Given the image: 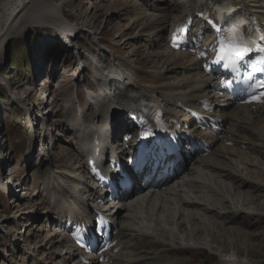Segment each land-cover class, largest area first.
I'll use <instances>...</instances> for the list:
<instances>
[{
  "label": "bare ground",
  "instance_id": "1",
  "mask_svg": "<svg viewBox=\"0 0 264 264\" xmlns=\"http://www.w3.org/2000/svg\"><path fill=\"white\" fill-rule=\"evenodd\" d=\"M139 2L142 9L141 18L136 21L146 16L149 18V21L141 22L142 29H150L147 35L149 42L162 50L161 54L156 56L166 66L162 70L163 72L166 70L164 72L166 76L162 75V71L152 75L154 79L162 81L158 86L141 83L132 70H127L118 58H114L111 60L112 63L108 64V70L94 71L97 74L93 76V82L99 92H89L84 111H81L82 107L78 105L77 115L74 112L75 93L80 104L83 102L78 91L73 89L65 104L64 133L70 137L66 140V145L76 154L69 158L71 162L67 167L52 170L57 164L55 153H51L50 148H45V152L40 149L38 169L48 168L51 177L37 176L34 190L31 186L25 187L23 193L24 200L30 203L36 200V197H41L38 199L45 208L42 215L46 220L55 217L61 220L66 214L89 217L86 199H91L94 193L86 186L87 177L84 176L88 158L100 149L102 152L99 160L104 161L105 153L108 151L106 144L109 145L110 140L105 133L109 128L107 121L116 119L118 112L127 109V105L140 101L160 104L175 115H178L177 105L185 102L194 105L203 98L212 100L217 107H231L230 103H220L219 95L211 88V85L216 84L215 78L203 72L202 61L196 54L173 51L169 48V42L164 39L166 35L170 36L175 26L186 16L196 13L198 7L196 0H139ZM244 6L249 12L257 14L261 19L264 18V8L260 0H244ZM147 10L153 15L147 14ZM65 18L62 6L53 0H0V52L8 39L16 38L25 29L37 25L60 32L65 46L72 41V49L80 50L78 44H73L72 38L81 34L84 28L78 27L77 24H67ZM211 34L209 25L201 21L191 33V38H196L200 43L199 51L208 56L212 55L214 48L208 39ZM69 49L71 47H64L60 52ZM97 63L98 60L95 64L90 62V69L97 68ZM54 75L59 76L58 73ZM78 79H81V73ZM114 90L117 93L115 98H109V95L101 97L102 93L108 94L107 91ZM22 108L27 110L24 106ZM216 114L229 126L224 138L226 141L234 142V147L227 146L221 139L205 133L208 141L216 145L214 151L206 157L196 159L193 165L190 164L188 173L173 186L159 195L148 192L125 204L107 202L101 206L119 225L117 240L118 246H122L123 249L120 253H109L110 261L106 264H171L165 255L167 252L177 250L208 251L214 256L216 252L212 246L215 240L213 235L216 228L225 226L228 214L236 217L243 215L264 217V213L259 210L260 207H264V203L252 210H246L245 203L253 200L250 198L252 195H255L256 201L263 198L264 194V180L261 182L252 177L254 175L264 179L261 175L264 170V137L258 135L260 129L264 135V104L258 105L254 111L236 106L228 112L217 110ZM183 120L187 121L188 117ZM42 129L45 137L49 138L48 144L51 148H56L57 144L62 142L61 137L58 139L53 133L48 132L50 129L46 131L44 126ZM117 132L113 131L112 137L117 138ZM192 132L199 133L197 129H193ZM102 133L104 138H101ZM95 139L99 140L98 144H94ZM35 141L31 137L30 151L35 152V145L33 146ZM243 144L248 146L247 150L237 147ZM68 152L70 153L69 150ZM8 181L7 184L0 182V189L9 195L14 194L18 181L16 183H11L9 179ZM37 183L43 184L41 195ZM48 185L52 187V191L47 189ZM19 200L17 199V202ZM90 205L94 208L100 207L96 203ZM52 224L55 228L46 240L54 251L53 253L49 251V255H53L55 259L58 254L60 264L62 261L69 264L76 253L65 248L68 243L67 237L60 234L57 224ZM230 242L231 246L235 247L234 241ZM16 247L18 249V245ZM233 256L236 258H221V264H248L238 259L237 252L235 254L234 251ZM34 258L37 262L41 260L36 256Z\"/></svg>",
  "mask_w": 264,
  "mask_h": 264
},
{
  "label": "rangeland",
  "instance_id": "2",
  "mask_svg": "<svg viewBox=\"0 0 264 264\" xmlns=\"http://www.w3.org/2000/svg\"><path fill=\"white\" fill-rule=\"evenodd\" d=\"M53 1L62 6L67 24H77L78 27L84 28L82 34L77 37V43H73L78 44L80 50L75 51L71 48L66 52L62 51L64 54L61 53L60 50L68 47V43L65 46L55 30L37 25L25 29L16 38L8 39L0 52V168H2L0 182L9 183L10 176L11 183L18 181L21 188L31 186L33 190L35 177H46L45 172L48 173V178L51 177L48 168L38 169L39 150L44 147L42 151L45 152V146L49 143L47 141L49 138L45 137L43 132V126L46 127V131L53 129L51 133L55 130L57 137L64 138L56 148L47 145L50 152L55 153L56 156L57 164L54 165V169L61 170L67 167L71 162L69 158L75 153L66 145L65 139L70 137L64 133L65 104L73 89L78 91L80 100L86 101L87 105L89 92H98L93 82V76L97 74L94 71L108 70V64H111L114 58H118L124 68L132 70L141 83L156 86L162 84V81L154 79L152 75L158 71L161 73L166 67L156 56L161 54L162 50L153 46L148 40L150 29H142L141 22L149 21V18L146 16L136 21L141 18V1ZM147 14L153 15L149 11ZM54 37L57 39L56 43ZM13 60L15 65L19 64V70L13 67ZM96 60H98L97 68L90 69V62L95 64ZM49 62L54 65L50 66ZM81 68L85 69V72H82ZM78 71L79 74L81 73V79H78ZM164 72L162 75L166 76ZM55 73L59 76L55 77ZM74 105L75 115L78 113V105L82 107L81 111H84L83 106H86L80 104L76 93ZM44 122H48L50 128ZM31 137L36 141L40 140L43 147L39 142L35 144V141L33 143L35 152L30 151ZM61 164L66 166H58ZM42 174L44 176H41ZM261 175L264 176V170ZM14 177L18 179L13 182ZM252 177L259 181L264 180L263 177L254 175ZM39 184L36 185L38 190H40ZM49 185L47 189L52 191ZM19 186L15 191L12 187L14 195L9 196L6 191L2 192L0 189V264H23L24 257H26L25 264H32L34 258L29 256V251H33L42 261L45 260V263L46 260L52 263L58 262L60 259L57 258L58 254L55 259L53 255H49V251L53 253L54 250L46 240L48 231L44 226L45 219L42 212L45 208L40 204L41 197L39 196V199L36 197L31 204L24 200ZM254 197L255 195L250 196L253 200L245 202L246 210L258 208L264 203V194L263 198L256 201ZM17 199L20 200L17 202ZM259 210L264 213V207H260ZM224 223L225 226L216 228L213 235L215 240L212 246L216 255H210L208 251L177 250L166 251V259L168 258L171 264H221V258H236L233 256L235 251L239 260L248 264H264V217L254 215L236 217L228 214ZM166 240L170 241L168 238ZM232 240L235 247L230 244ZM16 245L18 249L15 248ZM57 264H60V261Z\"/></svg>",
  "mask_w": 264,
  "mask_h": 264
},
{
  "label": "snow or ice",
  "instance_id": "3",
  "mask_svg": "<svg viewBox=\"0 0 264 264\" xmlns=\"http://www.w3.org/2000/svg\"><path fill=\"white\" fill-rule=\"evenodd\" d=\"M227 2H230V0H227ZM229 32V35L219 40L220 47L217 53L218 58L215 63L218 64L221 61H228L230 64H235L237 61H242L245 55L252 52L255 48L261 55L259 63L264 65V47L257 44L256 39L253 38V32H258V30L246 29L245 32H241L240 24L237 23L229 29ZM258 39L264 41V34H258ZM173 43L175 46V36L173 37ZM248 88L255 90L256 88H264V85L257 81L255 84H248ZM253 99L257 102H264V91H261L258 95H254ZM105 223L103 219L99 220L97 222V228H102Z\"/></svg>",
  "mask_w": 264,
  "mask_h": 264
},
{
  "label": "trees",
  "instance_id": "4",
  "mask_svg": "<svg viewBox=\"0 0 264 264\" xmlns=\"http://www.w3.org/2000/svg\"><path fill=\"white\" fill-rule=\"evenodd\" d=\"M21 62H22V60H21ZM20 62V63H21ZM12 65H13V67L14 68H16L17 70H19V64L18 65H15V61L13 60V62H12ZM4 92V91H3Z\"/></svg>",
  "mask_w": 264,
  "mask_h": 264
}]
</instances>
